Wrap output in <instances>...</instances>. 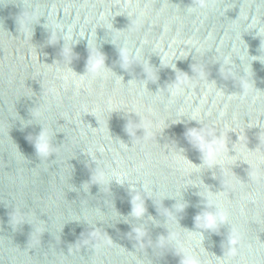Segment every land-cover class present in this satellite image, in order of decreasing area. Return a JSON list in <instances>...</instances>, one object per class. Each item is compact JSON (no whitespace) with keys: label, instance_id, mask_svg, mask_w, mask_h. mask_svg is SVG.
I'll list each match as a JSON object with an SVG mask.
<instances>
[{"label":"water","instance_id":"95a60500","mask_svg":"<svg viewBox=\"0 0 264 264\" xmlns=\"http://www.w3.org/2000/svg\"><path fill=\"white\" fill-rule=\"evenodd\" d=\"M23 2L27 12L37 8L49 23L58 22L64 33L70 30V63L63 56L64 39L49 42L51 31L44 17L25 39L17 23ZM192 2L197 0H0V264H180L172 246L157 247L169 228L182 234L181 239L187 231L202 232V244L196 247L193 241V251L217 264L228 250L231 224L216 231L197 229L195 217L206 210L199 194L205 188L224 192L230 220L239 229L232 245L237 254L229 264H264V59L253 60L264 58V32L258 33L260 38L248 27L253 22L256 28L264 27V8L257 9L259 0H218L216 9L188 15L185 8ZM137 3L150 7L144 9L143 25L128 32L132 18L124 5ZM102 16L113 29L125 31L133 51L140 49L156 70L157 79L147 82L148 91L130 82L146 79L143 65L127 70L121 66L123 38L113 42ZM143 39L149 43L142 45ZM96 48L114 73L107 80L97 78L76 88L56 78L58 65L85 74L90 51ZM229 54L234 76L225 77L222 60ZM162 58L175 69L163 66ZM200 66L222 95L198 84L169 103L165 89L177 74L194 77ZM245 68L252 90L241 100ZM46 89L53 91L45 120L34 113ZM109 100L125 110L108 113ZM132 106L146 121L164 122L161 132L133 147L126 126L139 123L141 117L127 111ZM197 107L209 128L229 131L228 156H237L236 148L242 158L203 167L188 177L177 170L167 151L174 149L192 164H202V154L185 133L204 124L180 115L181 110ZM45 126L52 131L56 151L41 158L33 141ZM143 135L138 129L136 136ZM120 141L131 148L123 149ZM97 167L114 170L127 182H93ZM252 171L259 174L258 181L250 178ZM142 178L151 180L154 196L143 192L138 183ZM132 187L144 199L141 217L131 214ZM177 203L186 205L183 211H176ZM165 209L177 222L168 221ZM14 216L23 219L14 222ZM137 227L146 232L142 245L135 238Z\"/></svg>","mask_w":264,"mask_h":264},{"label":"clouds","instance_id":"9594fccd","mask_svg":"<svg viewBox=\"0 0 264 264\" xmlns=\"http://www.w3.org/2000/svg\"><path fill=\"white\" fill-rule=\"evenodd\" d=\"M217 6H218V0H197L196 3L192 2L189 6H187L185 8V11L186 14L193 15V14H199L201 10L216 9ZM256 6L258 10L260 8H264V0H259V3ZM26 7L28 6L25 5V3L23 2L24 11L18 17L17 20V23L19 25V30L23 33L25 39L29 35L30 29L32 35V25L36 23L37 19H40L41 17L45 18L44 13L39 9L33 8L31 12H27ZM149 7L150 5L145 4L143 8H141L140 4L138 3L124 5V8L127 10L126 15L132 18L131 20L132 27L127 29L128 32L136 31L143 25L144 19L146 17V12L144 9H147ZM157 15H159V13H157ZM243 18L246 19V17ZM100 19L101 21H104L103 28L108 29L110 32L113 33L112 36L114 43H117V41L123 38L122 43L120 44L119 47L121 66L125 70H127L134 64L143 65L146 79L140 82H137L135 80L130 82L138 83L142 92L148 91L147 82L156 81L157 79L156 70L147 62V60L144 59V56L142 55L140 49H136L135 52L133 51V48L130 47V40L128 36L125 35V31L113 29V23L107 21L103 16ZM46 27L49 28L51 31V36L49 41L50 43L53 44L56 43V41L59 38L64 39L66 43L63 48V56L66 64L70 63L72 59V49H71V44L67 43L69 39H72L70 35V30L68 33H64L62 26L58 22L49 23L47 21ZM248 27L250 29L256 30V35L261 38V36L258 33L264 32V27L256 28L255 22H253V24H250ZM165 31H167V27H165ZM148 43L149 42L147 39H143L141 41L142 45H146ZM260 47L262 50H264V42H262V39H261ZM195 49L196 51L201 50L198 47H195ZM153 51H155V47L153 48ZM240 58L241 60H243V57ZM255 59H264V58L254 57L253 60ZM162 65L172 67L173 69H175V64L173 62L171 64L167 63V58H162ZM231 65H232V55L229 54L227 56H224L222 60L221 71L225 75V77L234 76V73L232 72L231 69ZM244 70L246 75L245 77L240 78V86L242 91L239 98L241 100L247 97L250 91L252 90L251 87L252 81L249 78L248 69L245 68ZM194 72H195V76H194L195 79L194 77H189L184 73L183 76H178L177 74L176 80L172 84L167 86L165 90L169 97V101H168L169 103H172L177 96L182 95L185 88L191 90L197 87L198 84H203V86L208 91H212L214 88L217 89L215 84L207 80V74L203 66L195 68ZM112 74L114 73H112L108 68H106L105 57L98 50V48H96L94 51H90L86 72L83 75L76 74L68 67L67 70L59 65L55 68L56 78L60 80L64 86H67L69 83H71L76 88H79L85 82H90L91 80H95L97 78L101 80H107L109 76ZM115 83L119 84L121 83V81L116 80ZM52 91L53 89L45 90L43 94V103L34 113V115L37 118L46 120L44 113L48 110V94ZM216 95L220 96L222 95V92L219 91V89H217ZM229 98H234V97H229ZM118 110H125V106L122 105L116 106L109 100L107 104V112L111 113L113 111H118ZM127 111L134 112L141 117L139 123H133L130 121L126 126V131L131 137H133V144L131 147H133V145L136 143H140L141 141H143L144 144H146L147 141H149L152 138L154 133L157 134L161 132L164 128L163 121H157V122L146 121L145 118L141 115L140 111L135 106H132V108ZM148 111L150 113H153V110L151 108H149ZM180 115L187 116L191 120H195L197 122L203 123V119L199 107L192 109L191 112H185L184 110H181ZM219 115L220 117H223L225 113L221 112ZM225 127L227 128V125ZM138 129L144 130V135L142 137L136 136V132ZM227 133H225L224 131H215L209 128V126L206 124H204V126L200 128H196V127L189 128L186 131L185 136L188 142L194 148L198 149L199 152L202 154L203 162L200 166L192 164L182 155V153L177 152L174 149H169L167 151L168 158H170L171 161L176 165L178 171H180L183 175H186L188 177H190L191 174L193 173H198L203 167L211 168L216 165L225 166L231 164L237 158H242V153L239 151V149L235 148V151L237 152V156L234 157L228 156L229 149L227 147V141L225 138ZM51 138H52V131H50L49 127L47 126L43 127L42 130L39 132V134L35 137L33 141L35 151L41 158H47L51 153L56 151V149L53 148L51 144ZM260 139L262 142V137H260ZM120 146L125 150L131 148L127 144L121 141H120ZM141 150H143V145L141 146ZM139 171L140 169L137 168V172ZM146 176H147L146 173L143 174V177ZM250 178L253 181H258L259 174L256 171H252ZM113 180L121 184L127 182V180H122L121 175L115 172L114 170H105L98 167L96 168L95 174L93 175V182L107 185ZM138 183L142 185L143 192L147 196L149 197L154 196L155 191H153V188L150 187L152 183L151 180L142 178L141 180L138 181ZM132 190L133 192H135V195H133L131 201L132 203L131 214L135 217H141L145 213L144 199L141 196L139 190L136 189V187H132ZM199 194L204 198L206 210L195 217V224L197 229L216 231L222 224H226V223L231 224L228 250L225 253L223 259L217 262V264H229L231 258L236 256L237 254L236 248L233 247L232 245L236 243V240L239 237V229L237 228L236 225L232 224L230 220L229 212L225 206V201L223 199L225 194L224 192L213 193L209 191L207 188H205L204 191H202ZM165 197L166 196H164L163 198ZM185 207L186 205L184 203H177L175 205V209L177 212L183 211ZM164 214L168 217V221L177 222L173 213L166 210ZM22 219H23L22 216L13 217L14 222H19ZM134 231H135L136 240L139 242L140 245H142L144 237L146 235L145 230L143 229V227H137L134 229ZM181 235L182 234L177 233L174 229L169 228V233L167 237L164 236L160 237L157 242V247L160 249H164L168 246H172L175 250V253L181 257L180 264H212L210 260H202L200 256H198L193 251V241L195 242L196 247H199L202 244L203 241L202 232L187 231V235L183 239H181ZM200 251L203 253L205 252V249L200 248Z\"/></svg>","mask_w":264,"mask_h":264}]
</instances>
